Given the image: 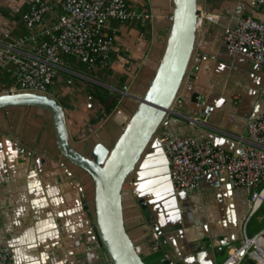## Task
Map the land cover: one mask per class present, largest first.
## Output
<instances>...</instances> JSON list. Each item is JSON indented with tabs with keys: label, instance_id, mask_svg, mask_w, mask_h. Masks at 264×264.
Listing matches in <instances>:
<instances>
[{
	"label": "crops",
	"instance_id": "crops-1",
	"mask_svg": "<svg viewBox=\"0 0 264 264\" xmlns=\"http://www.w3.org/2000/svg\"><path fill=\"white\" fill-rule=\"evenodd\" d=\"M31 1L0 0V47L29 33L21 14ZM45 1L49 9L43 27L54 23L62 11L61 0ZM126 1L135 8H147L152 19L145 23L109 20L105 32L113 33L114 43L108 64L89 69L66 59L50 86L49 93L62 106L67 131L77 147L93 134L106 143L114 141L131 111V95L143 91L160 56L170 1ZM236 3L245 5L247 13L264 24V10L253 7L251 0H211L208 8L221 12L226 24L230 18L224 11ZM222 24L206 22L199 30L196 71L191 72L159 133L207 138L239 151L247 143L248 116L264 110V66L250 62L243 53L229 56L222 42ZM19 51L34 57L35 45L27 41ZM13 83L12 76L3 73L0 92L9 91ZM198 95L204 96L209 107L203 123L192 121L200 118ZM1 173L9 174L10 181L0 183V247L10 249L13 264H111L103 244L91 252L85 250L87 244L100 241L90 213L92 180L58 151L47 111L35 107L0 110ZM125 188V225L148 264H220L229 247L241 242L249 194L232 189L220 176L204 179L199 189L175 195L155 139ZM139 200H144L146 209L140 208ZM155 226L161 241L157 254L149 248Z\"/></svg>",
	"mask_w": 264,
	"mask_h": 264
},
{
	"label": "built area",
	"instance_id": "built-area-1",
	"mask_svg": "<svg viewBox=\"0 0 264 264\" xmlns=\"http://www.w3.org/2000/svg\"><path fill=\"white\" fill-rule=\"evenodd\" d=\"M210 1L198 3L197 20L201 28L206 22L223 23L224 15L208 8ZM251 4L264 10V0H251ZM60 5L62 11L58 19L43 27L49 7L45 0H32L21 14L22 24L29 33L11 38L0 47V77L5 72L12 76L14 83L10 92L50 94V86L68 56L75 57L89 69L106 66L114 43L113 33L105 32L107 22L145 23L152 19L147 8H135L126 0H61ZM224 13L230 18L221 29L226 53L229 56L243 53L250 62L264 66V24L249 15L242 3L226 8ZM27 41L35 45L34 57L20 54V48ZM123 89L126 91L127 87ZM196 98L202 108L200 118L192 121L203 123L209 117V107L204 96ZM246 132L247 143L242 144L239 151L192 135L161 132L155 137L166 159L175 195L199 189L204 179L216 180L220 176L232 189H243L249 194V215L243 225L241 242L229 247L227 257L220 264H264V226L252 235L247 233L249 218L264 205V110L248 116ZM9 181V174H0V183ZM101 246V241L95 240L87 244L85 250L91 252ZM150 248L156 254L161 251L160 233L156 230L151 231ZM159 260L163 262L165 258L162 256ZM0 264H13L7 246L0 247Z\"/></svg>",
	"mask_w": 264,
	"mask_h": 264
},
{
	"label": "water",
	"instance_id": "water-1",
	"mask_svg": "<svg viewBox=\"0 0 264 264\" xmlns=\"http://www.w3.org/2000/svg\"><path fill=\"white\" fill-rule=\"evenodd\" d=\"M169 1L172 18L160 56L143 91L139 95H131V111L114 141L106 143L93 134L81 147H77L67 131L62 106L51 94L0 92V110L35 107L47 111L58 151L65 160L90 176L93 187L92 224L111 264H148L125 225V186L163 123L173 113V106L187 79L193 76L191 72L196 71L193 64L200 33L196 24L197 3L201 0ZM138 202L140 208L146 209L144 200ZM144 214L150 216L148 211ZM153 228L158 231L156 226Z\"/></svg>",
	"mask_w": 264,
	"mask_h": 264
},
{
	"label": "rangeland",
	"instance_id": "rangeland-1",
	"mask_svg": "<svg viewBox=\"0 0 264 264\" xmlns=\"http://www.w3.org/2000/svg\"><path fill=\"white\" fill-rule=\"evenodd\" d=\"M264 206L255 212L247 222V233L251 235L253 229L257 230L264 225ZM242 264H249L248 262H243Z\"/></svg>",
	"mask_w": 264,
	"mask_h": 264
},
{
	"label": "bare ground",
	"instance_id": "bare-ground-1",
	"mask_svg": "<svg viewBox=\"0 0 264 264\" xmlns=\"http://www.w3.org/2000/svg\"><path fill=\"white\" fill-rule=\"evenodd\" d=\"M197 6H198V3H197ZM172 18V16H171V14L169 15V20ZM196 24H197V28H198V26L200 27L201 25H200V23H199V20H197V22H196ZM201 28V27H200ZM167 261V260H166Z\"/></svg>",
	"mask_w": 264,
	"mask_h": 264
},
{
	"label": "trees",
	"instance_id": "trees-1",
	"mask_svg": "<svg viewBox=\"0 0 264 264\" xmlns=\"http://www.w3.org/2000/svg\"><path fill=\"white\" fill-rule=\"evenodd\" d=\"M70 58H72L73 60H77L75 57H73V56H68V57H66V59H70ZM78 61V60H77Z\"/></svg>",
	"mask_w": 264,
	"mask_h": 264
}]
</instances>
